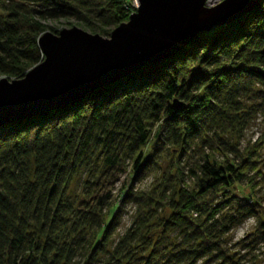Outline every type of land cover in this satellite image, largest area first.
I'll return each mask as SVG.
<instances>
[{
	"label": "trees",
	"instance_id": "trees-1",
	"mask_svg": "<svg viewBox=\"0 0 264 264\" xmlns=\"http://www.w3.org/2000/svg\"><path fill=\"white\" fill-rule=\"evenodd\" d=\"M123 4L0 0V78L20 79L41 61L37 38L56 34L45 22L72 19L108 36L127 20ZM256 113L264 119V0L72 105L0 124V264H96L115 229L117 215L104 202L124 173L123 161L135 155L131 167L140 178L164 154L159 185L125 191L122 203L135 207L133 226L110 259L128 261L134 241L145 240L148 224L166 210L160 227L177 231L180 242L164 261L151 251L134 264L222 261L223 238L253 215L245 205L236 217L223 212L237 188L252 198L264 184L257 169L261 146L245 153L236 146ZM90 164L87 197L74 206L66 200L68 186ZM257 227V240L264 241V224Z\"/></svg>",
	"mask_w": 264,
	"mask_h": 264
},
{
	"label": "water",
	"instance_id": "water-1",
	"mask_svg": "<svg viewBox=\"0 0 264 264\" xmlns=\"http://www.w3.org/2000/svg\"><path fill=\"white\" fill-rule=\"evenodd\" d=\"M204 1L137 0L134 13L108 38L73 27L41 34V61L20 79L0 78V124L72 105L91 91L166 59L199 33L230 23L256 2L223 0L206 9Z\"/></svg>",
	"mask_w": 264,
	"mask_h": 264
},
{
	"label": "rangeland",
	"instance_id": "rangeland-1",
	"mask_svg": "<svg viewBox=\"0 0 264 264\" xmlns=\"http://www.w3.org/2000/svg\"><path fill=\"white\" fill-rule=\"evenodd\" d=\"M120 1L122 3L124 2L123 6L126 7L133 4V0ZM134 1L137 4V0ZM130 14L131 12L127 11V15L129 16ZM45 25L52 28L56 34L61 30H68L72 27L91 34L89 30H85L72 19H60L57 21L45 22ZM113 29H111L110 32ZM45 32L53 34L49 31H44L43 33ZM98 36L108 38V36ZM246 96L247 95H242L241 98L249 103ZM263 134L264 119L259 115V113H256L251 116L250 121L236 145L240 153H245L248 148L253 146H261L257 151V169L262 175H264V144L261 143L260 139ZM147 148L151 149V142L148 143ZM133 158H135V155L130 161H123L124 173L119 176L117 182L112 186L109 194V200L104 202L105 211L112 213L115 212L117 215V221L115 229L107 240L103 252L97 253L94 257V261L97 262L96 264H103L107 262L111 264H134V260L147 257L151 251L157 253L158 258L164 261V259L168 257L170 251H172L173 247L178 245L180 242V236L177 231H163L161 229V220L165 219L168 215L166 210H162L148 224V233L145 234V240L137 238L134 241L132 246L133 248L127 256V259L129 258L128 261L117 263L110 259V254L115 244L124 235V233L133 226L135 207L129 202L122 203L125 191L128 190V188H131L136 192H150L156 185H159L162 173L168 164L169 155L164 154L159 162H157L156 166L147 171L140 178L134 176V172L131 167ZM91 167V164L81 167L78 174L72 179L68 186L66 200L71 202L74 206L79 201H82L87 197V183L92 182L93 180L91 177V173L93 171L89 172ZM240 189L237 188L236 190L238 195L237 199L232 202V204L223 213L224 215L228 214L236 217L237 212L240 211V207L245 205L246 207H250V209H252L253 215L237 224L223 238L220 245V252L221 257L225 259H222V261L213 260L211 263L206 264H264V241L257 240L259 239L260 233V230L257 227L258 223L260 222L264 224V184L254 190L252 198H248L247 193L245 196V194L241 192L243 188L241 190ZM103 193H105V191ZM254 204L257 206L256 208L253 206ZM153 247L154 249H152ZM197 264L205 263L197 262Z\"/></svg>",
	"mask_w": 264,
	"mask_h": 264
},
{
	"label": "built area",
	"instance_id": "built-area-1",
	"mask_svg": "<svg viewBox=\"0 0 264 264\" xmlns=\"http://www.w3.org/2000/svg\"><path fill=\"white\" fill-rule=\"evenodd\" d=\"M222 1L223 0H205L203 6L206 9H210V8H213V7L217 6ZM136 7H137V4L133 0V4L129 5L128 7H125V8L126 9L128 8L127 11H129V12H134Z\"/></svg>",
	"mask_w": 264,
	"mask_h": 264
},
{
	"label": "bare ground",
	"instance_id": "bare-ground-1",
	"mask_svg": "<svg viewBox=\"0 0 264 264\" xmlns=\"http://www.w3.org/2000/svg\"><path fill=\"white\" fill-rule=\"evenodd\" d=\"M128 12H129V11H128ZM131 14H132V12H131ZM131 14H130V15H131Z\"/></svg>",
	"mask_w": 264,
	"mask_h": 264
}]
</instances>
